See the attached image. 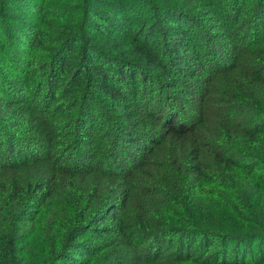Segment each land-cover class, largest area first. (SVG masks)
Returning <instances> with one entry per match:
<instances>
[{"label":"trees","instance_id":"trees-1","mask_svg":"<svg viewBox=\"0 0 264 264\" xmlns=\"http://www.w3.org/2000/svg\"><path fill=\"white\" fill-rule=\"evenodd\" d=\"M0 103V264H264V0H0Z\"/></svg>","mask_w":264,"mask_h":264},{"label":"rangeland","instance_id":"rangeland-1","mask_svg":"<svg viewBox=\"0 0 264 264\" xmlns=\"http://www.w3.org/2000/svg\"><path fill=\"white\" fill-rule=\"evenodd\" d=\"M186 1H188V0H186ZM251 1L252 0H248V3H251ZM229 10H231V9L228 7V11ZM144 18L145 17L143 16V19ZM139 20H141V19H139ZM154 20H155L154 16H151L149 18V20H147L148 25H151V23H153ZM185 21H186V23L188 25V27H187V30L188 31H189V28L193 26L196 29V31H199L200 36H201V34H204V35L210 36V37L216 35L217 36V39H214L215 41L216 40L217 41H226L227 37H229V32H230L229 28L233 26V29H234L235 26L238 24V20L237 19L231 20V17H229V16H228V29L226 28V26L222 25L221 23L218 24L219 23V20L218 19H215V20L212 19L211 20L207 16L202 17V18H199V19L196 18V17H194V18L191 17V18H188ZM147 22H146V24H147ZM227 30H228V36L225 35ZM185 32H187V31H185ZM190 33H191V35H189V37H188L187 40L188 41H193L192 40V39H194L193 38V36H194L193 34H195V33H192V32H190ZM196 33H198V32H196ZM153 35L154 36H151V37H148L147 36V41L150 44H154L153 46H154L155 49L162 50V51L164 50L165 53H166V55H167V56H165L166 59H167V57L168 58L172 57V52H171L172 45L170 43H173V41H177V38L174 37V34H172L170 31H168L167 32V35H168V38H170L171 40H166V39L161 40V33H159L158 28H157V29L154 30ZM225 36H226V38H224ZM181 46L184 47V45H181ZM197 50H198V48H197ZM180 52H181V50H180ZM164 61H166V60L164 59ZM228 64H229V55H228L227 60L225 61V64L224 65L225 66H228ZM208 88H209V86H208ZM41 92L42 91H40V93ZM180 93H183V92H180ZM175 94L178 96L177 93H175ZM36 95H37V93L36 94H33V96H32V99L33 100L37 98ZM34 101H35V103L37 105L38 104V101L37 100H34ZM190 101H192V100H189L188 101V105L190 107H192V104L194 105V104L197 103L196 102V99L194 100V103H190ZM0 109H3L7 113L10 112V111H12L11 108H8V106H5L3 103H0ZM10 116H11V119L13 121H14V119H19L18 117H14L13 116V112H12V114ZM110 117H115L114 114H112V112L110 113ZM158 127L160 128V126H158ZM105 135H107V134H104L102 137H105ZM133 139H136V138L133 137Z\"/></svg>","mask_w":264,"mask_h":264}]
</instances>
